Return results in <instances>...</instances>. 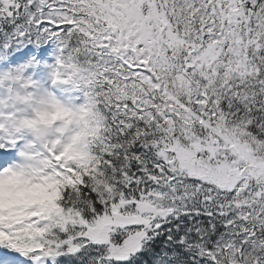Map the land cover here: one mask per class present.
<instances>
[{"label": "snow or ice", "instance_id": "snow-or-ice-1", "mask_svg": "<svg viewBox=\"0 0 264 264\" xmlns=\"http://www.w3.org/2000/svg\"><path fill=\"white\" fill-rule=\"evenodd\" d=\"M11 181L0 264H264V0H0Z\"/></svg>", "mask_w": 264, "mask_h": 264}, {"label": "rangeland", "instance_id": "rangeland-1", "mask_svg": "<svg viewBox=\"0 0 264 264\" xmlns=\"http://www.w3.org/2000/svg\"><path fill=\"white\" fill-rule=\"evenodd\" d=\"M51 56V55H49ZM51 59L53 60L52 63H54L55 61V56H51ZM49 70L46 68L42 73L41 75L38 74V76L36 74H34V72L30 71L29 73L31 74L32 78L34 80H36L39 85L41 86V88L43 90H47V91H50L52 90L51 89V86L48 85V82H49V73H47ZM28 73V74H29ZM29 74V75H30ZM50 89V90H49ZM55 91H57V94H55L54 92L50 91L53 95L59 97L60 99H65L66 100V97H69L70 95H68L67 92H63L64 88L61 86L60 88L58 89H54ZM68 101V100H67ZM16 183V182H15ZM15 196H17V193H16V187L14 188V190L12 191V193L10 195H8L6 192L2 195L1 199H0V208H2L5 204V201L6 200H12L13 198H15Z\"/></svg>", "mask_w": 264, "mask_h": 264}, {"label": "bare ground", "instance_id": "bare-ground-1", "mask_svg": "<svg viewBox=\"0 0 264 264\" xmlns=\"http://www.w3.org/2000/svg\"><path fill=\"white\" fill-rule=\"evenodd\" d=\"M16 187V183L15 181H11L7 187V189H5L4 185H0V199L2 197V195L6 192L8 195H10L12 193V191L14 190V188ZM1 202V201H0Z\"/></svg>", "mask_w": 264, "mask_h": 264}, {"label": "clouds", "instance_id": "clouds-1", "mask_svg": "<svg viewBox=\"0 0 264 264\" xmlns=\"http://www.w3.org/2000/svg\"><path fill=\"white\" fill-rule=\"evenodd\" d=\"M54 99H55L58 103H60V104H64V105L67 104V102H65L64 100L60 99L59 97H57V96H55V95H54ZM51 111H52L53 113L59 115V113H56V110H55V109H51ZM8 185H9V182H6V183H5V189H7Z\"/></svg>", "mask_w": 264, "mask_h": 264}, {"label": "trees", "instance_id": "trees-1", "mask_svg": "<svg viewBox=\"0 0 264 264\" xmlns=\"http://www.w3.org/2000/svg\"><path fill=\"white\" fill-rule=\"evenodd\" d=\"M46 191V190H45ZM36 193L35 192H27V193H22L18 196L17 199H26V198H31L33 196H35Z\"/></svg>", "mask_w": 264, "mask_h": 264}]
</instances>
